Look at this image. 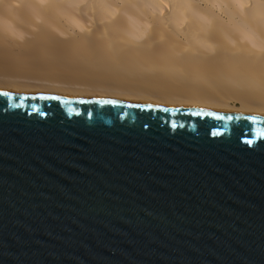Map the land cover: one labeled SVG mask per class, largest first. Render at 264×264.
I'll use <instances>...</instances> for the list:
<instances>
[{"label":"water","instance_id":"water-1","mask_svg":"<svg viewBox=\"0 0 264 264\" xmlns=\"http://www.w3.org/2000/svg\"><path fill=\"white\" fill-rule=\"evenodd\" d=\"M0 264H264V116L0 91Z\"/></svg>","mask_w":264,"mask_h":264},{"label":"bare ground","instance_id":"bare-ground-1","mask_svg":"<svg viewBox=\"0 0 264 264\" xmlns=\"http://www.w3.org/2000/svg\"><path fill=\"white\" fill-rule=\"evenodd\" d=\"M126 10L111 0H0V91L264 116V0Z\"/></svg>","mask_w":264,"mask_h":264},{"label":"rangeland","instance_id":"rangeland-1","mask_svg":"<svg viewBox=\"0 0 264 264\" xmlns=\"http://www.w3.org/2000/svg\"><path fill=\"white\" fill-rule=\"evenodd\" d=\"M124 1H127V0H124ZM129 1L132 2V3L124 4V3H122L123 2L122 0H111L112 5L115 7L117 12L122 14V15H126L127 14L128 10H126V9L135 10L138 7L142 6L144 0H133V1L129 0Z\"/></svg>","mask_w":264,"mask_h":264}]
</instances>
